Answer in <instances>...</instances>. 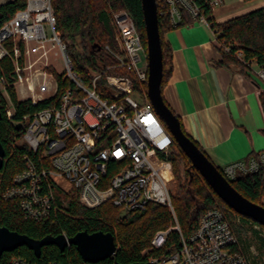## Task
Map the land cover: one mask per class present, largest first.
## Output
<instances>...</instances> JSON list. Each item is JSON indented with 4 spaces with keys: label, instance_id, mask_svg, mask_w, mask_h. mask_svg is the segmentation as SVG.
Instances as JSON below:
<instances>
[{
    "label": "built area",
    "instance_id": "obj_1",
    "mask_svg": "<svg viewBox=\"0 0 264 264\" xmlns=\"http://www.w3.org/2000/svg\"><path fill=\"white\" fill-rule=\"evenodd\" d=\"M208 1L215 10L227 0ZM166 2L174 27L182 22L183 11L209 24L196 0ZM4 3L0 1V5ZM111 19L116 45H106L100 51L110 55L114 64L102 62L101 70L88 78L75 72L67 46L56 30L51 0H27L26 7L1 26L0 62L8 59L12 65L11 80L0 75L8 119L13 121L16 116L8 92L11 85L20 101L30 100L33 105L49 102L19 122L23 124V135L18 143L25 144L35 156L26 155V167L13 177L4 199L18 202L28 219L39 222L56 210L64 211L63 186L58 181L63 179L73 186L79 203L87 209L108 202L125 212L142 211L149 204L169 208L181 235V246L165 259H150L152 264H253L230 221L218 208L205 211L190 237L182 235L167 182L152 161L155 158L157 162L170 163L175 140L148 95L138 96L142 104L133 98L138 91L135 81H148V49L127 11L113 12ZM241 55L237 54L239 58ZM57 58L64 65L62 73L53 64ZM246 64L264 84L263 67L254 69L251 62ZM55 74L62 77V83L71 85L60 92ZM18 88L22 89V97ZM261 164L264 165V153L259 161L227 165L224 176L234 179L237 171L256 172ZM262 203L264 206V199ZM236 221L241 222L240 217ZM254 228L264 232L258 224ZM169 233L170 230L157 232L144 253L160 249ZM10 264L37 263L12 257Z\"/></svg>",
    "mask_w": 264,
    "mask_h": 264
},
{
    "label": "trees",
    "instance_id": "obj_2",
    "mask_svg": "<svg viewBox=\"0 0 264 264\" xmlns=\"http://www.w3.org/2000/svg\"><path fill=\"white\" fill-rule=\"evenodd\" d=\"M156 1L164 62L161 87L163 91L173 66L172 51L168 45L166 34L175 28L192 25L197 19L190 16L187 11H183L182 22L174 27L168 15L166 0ZM196 1L211 29L217 34L222 61L216 65L230 70L236 68L249 73L251 67L246 62H251L256 67H263L264 69V7L224 23H216L212 15L214 9L209 1ZM51 2L56 16V30L67 46V53L72 60L75 72L81 77L88 78L91 73L100 71L102 62H107L108 65L114 64V59L110 55L100 51L106 45L113 48L116 45V29L111 19L113 12L127 11L129 13L139 30L138 32L142 34L144 46L147 48L142 0H51ZM26 3L27 0H7L6 3L0 5V28L3 23L13 18L18 10L25 8ZM238 53L242 54V58L237 56ZM11 70L12 65L8 59L0 62V75L11 80ZM116 72L127 74L125 70ZM56 78L61 84L60 92L65 86L71 85L68 82L62 83V77L59 75H56ZM135 83L136 90L148 95L147 82L135 81ZM8 92L15 105L16 116L13 121L8 119L5 112L6 100L0 92V110L2 113L0 142L6 153L4 166L0 171L1 227H6L11 231L28 235L34 239L62 234L71 238L83 231L89 233L110 232L113 234L117 245L116 255L114 258L96 264H115V262L132 264L148 262L150 259L162 260L179 249L181 235L175 229L177 225L175 219L169 208L157 204H149L145 210L126 212L124 215L120 214L119 208L109 202L96 209H87L79 203L78 194L73 186L63 179H58V181L63 186L61 193L66 204L64 211L56 210L48 218L39 222L28 219L18 202L5 200L3 194L11 185L13 177L26 167V155L35 156L29 152L25 144L18 143L22 138L23 131H18L15 123L22 121L25 115H31L49 104V102L44 101L33 105L30 100H18L16 89L12 85L8 87ZM259 99L264 112V91L260 93ZM183 132L185 133L184 129ZM173 143L170 156L173 170L167 185L182 235L185 238L190 237L197 229L200 218L205 211L218 208L228 218L234 233L241 242L249 230L254 231L264 251V237H260L253 229L257 223L233 211L207 184V181L196 170L179 145ZM200 149L203 151L202 148ZM261 154H253L252 159L259 161ZM250 160L251 157L247 158L245 163L248 164ZM218 169L225 175L223 168L218 167ZM226 178L240 195L242 194L253 203L263 204L264 165L261 164L256 172L237 171L234 179ZM58 204L60 206L59 199ZM237 216L240 217L241 224H236ZM260 226L264 229L262 225ZM166 230H170V233L165 244L160 249L150 250L145 254L144 252L151 247V241L155 234ZM12 257H22L37 264H46L50 261H58L63 264H84L83 258L75 246L67 248L64 252H61L57 246H46L42 249L41 258H37L29 248L20 247L14 252L4 253L0 259V264H10Z\"/></svg>",
    "mask_w": 264,
    "mask_h": 264
},
{
    "label": "crops",
    "instance_id": "obj_3",
    "mask_svg": "<svg viewBox=\"0 0 264 264\" xmlns=\"http://www.w3.org/2000/svg\"><path fill=\"white\" fill-rule=\"evenodd\" d=\"M256 2L227 0L212 15L216 23H224L264 7V0ZM166 39L173 66L162 95L185 133L219 168L264 153V112L259 99L264 84L251 72L216 65L222 55L209 24L196 21L175 28Z\"/></svg>",
    "mask_w": 264,
    "mask_h": 264
},
{
    "label": "water",
    "instance_id": "obj_4",
    "mask_svg": "<svg viewBox=\"0 0 264 264\" xmlns=\"http://www.w3.org/2000/svg\"><path fill=\"white\" fill-rule=\"evenodd\" d=\"M147 49L149 55L148 97L156 113L167 126L175 143L191 160L193 166L214 192L237 214L254 220L264 227V206L256 204L240 195L229 183L230 181L221 173L218 167L184 132L180 119L165 103L162 95V81L164 76L163 50L159 31V17L156 0H142ZM2 113L0 110V119ZM16 129H22V123H15ZM5 149L0 142V171L4 166ZM46 246H57L61 252L75 246L83 258L84 264H96L109 258H114L117 251L115 238L112 233L87 231L79 232L71 238L65 235L47 236L34 239L25 234L11 231L0 226V259L4 253L14 252L20 247L29 248L37 258H41L42 249ZM115 264H119L115 262ZM132 264H152L151 262H138Z\"/></svg>",
    "mask_w": 264,
    "mask_h": 264
},
{
    "label": "rangeland",
    "instance_id": "obj_5",
    "mask_svg": "<svg viewBox=\"0 0 264 264\" xmlns=\"http://www.w3.org/2000/svg\"><path fill=\"white\" fill-rule=\"evenodd\" d=\"M0 1L3 2V1H7V0H0ZM255 1H257L256 3L263 2V0H255ZM47 30L49 32V30H50L49 26H47ZM144 59L145 58H143V61L139 63V65L141 67L145 63ZM53 62H54L53 64H55V66L57 68L58 73H62L64 71V65H63L62 61L57 58V61H55L53 59ZM55 76H56V74H55ZM21 92H22V89L18 88V94L20 97H22ZM140 95L143 96V93L137 91V93L133 94V98L137 102H139V104H142V102H141L142 98L138 97ZM152 161L157 165V168L159 170L158 172H160L163 175V177L165 178V180L168 184L169 178L171 177L172 170H173L172 160L170 161V163H163L162 161L157 162L155 160V158H153ZM125 213H126L125 211H122V210L120 211L121 215H124ZM236 224H241V222L236 221ZM253 229L256 231V233L260 237H264L263 230L260 231V230H257L255 228H253ZM242 239H243V241L241 243L244 247V252H246L247 255L252 259L253 264H264V251L262 250L261 244H260L258 238L256 237V234L254 233V231L249 230L248 233L246 235H244Z\"/></svg>",
    "mask_w": 264,
    "mask_h": 264
},
{
    "label": "flooded vegetation",
    "instance_id": "obj_6",
    "mask_svg": "<svg viewBox=\"0 0 264 264\" xmlns=\"http://www.w3.org/2000/svg\"><path fill=\"white\" fill-rule=\"evenodd\" d=\"M115 257V256H114Z\"/></svg>",
    "mask_w": 264,
    "mask_h": 264
}]
</instances>
